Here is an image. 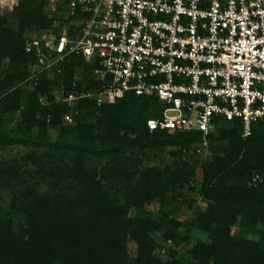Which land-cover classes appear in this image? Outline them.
Returning a JSON list of instances; mask_svg holds the SVG:
<instances>
[{"label":"trees","instance_id":"1","mask_svg":"<svg viewBox=\"0 0 264 264\" xmlns=\"http://www.w3.org/2000/svg\"><path fill=\"white\" fill-rule=\"evenodd\" d=\"M46 4L22 0L16 8V28L0 14V145L31 149L29 160L38 166L43 184L37 189L12 166L0 171L1 184L13 194L9 211L0 216V264H264V122L243 138L237 120L218 119L222 147L203 166L200 192L208 203L195 218L209 241L195 243L179 257L169 249L163 260L155 252L154 233L180 244L187 239H182L181 223L153 218L142 209L188 180L193 167L183 161L173 171L168 167L169 172L143 170L139 154L163 146L188 148L201 142L203 133L151 130L147 121L161 117L164 110L152 97L128 94L103 105L93 97L77 99L73 106L56 101L49 93L62 86L66 95L102 89L96 66L82 57L68 56L62 73L52 78L43 72L28 80L29 63L38 57L27 52L25 35L53 25L56 16H49ZM4 59L8 68L1 72ZM79 68L82 80L75 78ZM26 80L35 85L33 91L22 88ZM46 93L43 104L40 95ZM67 114L71 122L65 121ZM53 128L57 135L51 140ZM123 175L138 176L122 201L118 184L111 181ZM256 175L261 180L254 183ZM132 209L138 212L134 217ZM129 240L137 244L135 256L129 252Z\"/></svg>","mask_w":264,"mask_h":264},{"label":"built area","instance_id":"2","mask_svg":"<svg viewBox=\"0 0 264 264\" xmlns=\"http://www.w3.org/2000/svg\"><path fill=\"white\" fill-rule=\"evenodd\" d=\"M51 29L26 41L31 79L62 73L68 56L94 64L97 92L61 101L113 104L128 94L163 106L151 130H199L238 121L247 138L264 122V0H47ZM64 20V23H62ZM77 79V78H76ZM37 83V81H35ZM75 86V84H74ZM58 90V91H59ZM65 121L71 122L70 114ZM256 175L252 182H257Z\"/></svg>","mask_w":264,"mask_h":264},{"label":"rangeland","instance_id":"3","mask_svg":"<svg viewBox=\"0 0 264 264\" xmlns=\"http://www.w3.org/2000/svg\"><path fill=\"white\" fill-rule=\"evenodd\" d=\"M21 1L22 0H0V14L8 20L9 25L15 28L18 27L19 24V19L16 16V8ZM45 10H48L47 5L45 6ZM51 28L52 26L48 29ZM41 30L43 29L31 31L26 34V41L28 42L30 39H37L41 44ZM7 68L8 60L4 59L1 65V72H5ZM36 68V63H29L30 74L35 71ZM49 78L51 77L49 76ZM75 78H77V80H82L83 71L81 68L77 70ZM28 80L32 81L30 77ZM30 81L26 80L22 82V88L28 92L33 91L35 86L30 84ZM49 94L54 95L56 101H61L63 97V95L60 94V90L58 91L57 89L51 91ZM47 95V93L40 95V101L43 104H47ZM69 105L73 106L74 104L71 103ZM18 116H20V111L16 113V117ZM51 133V140H53L56 138L57 130L53 128L51 129ZM210 134L203 137L201 142L189 145L188 148H183V146L180 145L163 146L154 149H146L139 154L143 170L146 168H157L166 172L168 171V167H170L169 171H173L177 164L183 161L193 167V175L190 176L188 180L181 181L173 186L164 199H155L145 203L142 209L143 213L150 215L153 218L157 219L159 217H166L168 220H177L181 223L179 231L181 232L182 239H187L182 240L180 244H175L173 240L165 242L159 232L154 233V237L158 243L155 252L163 260H166L169 257V249L175 253L176 257H179L185 255L195 243L199 241H209L207 232L200 230L195 225V218L198 211L203 210L208 203V201L202 197L200 192L203 183V166L207 162L213 160L222 147L218 140V127L212 132L214 139L211 138ZM30 150L31 149L27 146L23 145H0V171L8 166H12L15 170L24 174V177L30 180L31 183L37 184V189L40 190L41 187H43V184L41 183L42 176L38 171V166L29 160L28 154L31 152ZM126 155L130 156V152L128 151ZM101 171L102 170L99 168L98 178L101 177ZM137 176L132 178L123 175L121 179H113L111 181V183L116 182L118 184L117 192H119L122 201L125 198V190L134 185ZM258 179L261 180L260 177ZM1 183L0 172V216H3L9 211L13 194L10 188ZM137 214L138 212L136 209L130 211L131 217H134ZM238 231L239 228L235 225V227H233V233L236 234ZM128 247L130 254L135 256L137 253V244L133 240H129Z\"/></svg>","mask_w":264,"mask_h":264}]
</instances>
